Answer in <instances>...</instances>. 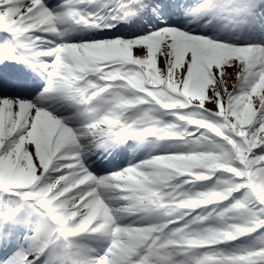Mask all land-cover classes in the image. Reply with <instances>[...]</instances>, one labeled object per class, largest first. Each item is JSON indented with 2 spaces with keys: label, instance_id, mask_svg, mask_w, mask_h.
<instances>
[{
  "label": "snow or ice",
  "instance_id": "snow-or-ice-1",
  "mask_svg": "<svg viewBox=\"0 0 264 264\" xmlns=\"http://www.w3.org/2000/svg\"><path fill=\"white\" fill-rule=\"evenodd\" d=\"M0 264H264V0H0Z\"/></svg>",
  "mask_w": 264,
  "mask_h": 264
},
{
  "label": "bare ground",
  "instance_id": "bare-ground-1",
  "mask_svg": "<svg viewBox=\"0 0 264 264\" xmlns=\"http://www.w3.org/2000/svg\"><path fill=\"white\" fill-rule=\"evenodd\" d=\"M181 2L191 4L194 3V0H181Z\"/></svg>",
  "mask_w": 264,
  "mask_h": 264
}]
</instances>
